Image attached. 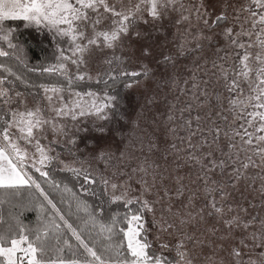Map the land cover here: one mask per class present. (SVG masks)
Here are the masks:
<instances>
[{
	"label": "snow or ice",
	"instance_id": "6c2138e0",
	"mask_svg": "<svg viewBox=\"0 0 264 264\" xmlns=\"http://www.w3.org/2000/svg\"><path fill=\"white\" fill-rule=\"evenodd\" d=\"M14 21L57 40L56 63L28 69L57 81L32 85L0 62V191L36 189L43 197L34 229L14 218L15 229L0 230V264H264V0H0V41L14 50L0 45V57L20 51ZM160 38L167 50L154 69L143 61ZM133 41L136 68L126 54ZM10 77L42 95L30 103ZM149 84V110L164 93L152 120L164 147L149 138L140 156L127 145L77 156L76 133L88 130L78 127L82 118L107 135L108 123L123 118L117 86L147 92ZM59 144L71 163L53 147ZM57 166L87 195L99 186L123 212L105 222L103 207L50 178L47 169ZM30 169L71 195L82 229ZM65 231L80 256H64L74 247Z\"/></svg>",
	"mask_w": 264,
	"mask_h": 264
},
{
	"label": "trees",
	"instance_id": "16d2710c",
	"mask_svg": "<svg viewBox=\"0 0 264 264\" xmlns=\"http://www.w3.org/2000/svg\"><path fill=\"white\" fill-rule=\"evenodd\" d=\"M10 26L14 30V43H17L20 46V51L14 52L11 57H0V62L6 63L14 72L29 81L32 85L56 83L57 77L55 75L41 73L39 71H29L28 69H39L42 66L46 67L56 63L55 55L57 40L54 39L52 34L48 33L46 30L37 32V30L33 28H25L19 21L10 22ZM0 45L4 46L5 49L10 52L14 51L12 49H7V45L3 41H0ZM17 56H19L20 59H17ZM25 65H27V67H25ZM10 79L14 80L15 86H17L18 89L20 88V91H25L26 93H31L32 95L37 93L40 95L42 94L38 87H28L19 81H15L14 77H10ZM117 91L122 97L119 105V113L122 114L123 118L118 115L113 118L108 125L121 130L128 119L129 102L126 94L128 93V90H125L122 86L118 85ZM48 171L50 178L59 183L61 189L66 185L68 188L72 189L73 192L77 193L78 196L87 200L88 204L93 208L103 207V219L105 222L108 217L116 214L117 212H123V208L106 202L107 198L101 193L99 186L96 187L97 194L95 196L87 195L81 191V181L73 176L71 172L60 171L58 167H49ZM38 182L44 188L45 192L48 193L49 198H51L53 202L57 204V207H59L65 214V218L68 219L69 223L77 229H82V222L78 219V214H76L75 200L72 199L71 195L60 190H54L48 183L45 182V178L43 177L38 179ZM28 194H33L34 205H31L28 201H26L28 207L30 209L32 208L31 210L19 203L21 201L25 203L24 198H26ZM0 197L6 201V203L0 207V215H3L5 221L3 224H0V230L7 232L9 226L15 229L16 219L14 218H18L27 229H34L38 225L39 215H37L36 211L39 210V202L43 201V197L40 196L38 190L24 189L18 194L0 191ZM62 200L63 202H61ZM102 201L105 202L102 203ZM69 203L72 205L71 208H69ZM44 215L46 216L47 214L45 213ZM79 215L82 216L83 213H80ZM82 235L86 240H88L89 230H84ZM92 237L95 239L94 231L92 232ZM62 238L69 239L74 246L72 249H65V257L80 256L82 254L83 250H78L75 247L77 242L75 241V238L71 236L70 232L65 231L62 233ZM91 242L92 241L90 240L89 243Z\"/></svg>",
	"mask_w": 264,
	"mask_h": 264
},
{
	"label": "rangeland",
	"instance_id": "374dc122",
	"mask_svg": "<svg viewBox=\"0 0 264 264\" xmlns=\"http://www.w3.org/2000/svg\"><path fill=\"white\" fill-rule=\"evenodd\" d=\"M141 27L143 28L144 26L142 25ZM153 35L155 36L157 34H153ZM162 43H163V38L157 40L155 42L156 50L154 52L153 57L143 61L145 63L150 64L154 69L158 67L156 64V59L159 58L163 54V52L167 50V48L160 47ZM139 47L140 45L135 41H133L131 47L128 50H126V54L130 57L131 66L133 68L138 67V63H139L138 58L140 57ZM15 90L20 91V88L18 89L17 86H15ZM152 91H154V86L151 84L148 85L147 92L145 91L144 88H136V87H134L131 90H128V93H126L129 102L128 119L121 130L108 125L109 128L108 134L105 136H100L95 131H93L91 118H82L78 127L86 128L88 130L76 133V135L80 137V139L77 142V145L75 146L77 150V156H79L82 159L85 157L90 158L95 151H98L101 148H111L113 152H118V150H123L126 145L136 156H140L139 147L141 141H143L146 151L149 138L159 142L161 144V147L163 148L164 147L163 131L158 125L153 124L152 120H153V114L156 113L157 110L162 112L164 109V103H163L164 93L157 94L160 103L156 107H153L151 110H149L145 105V100L147 95ZM21 92L25 93L28 96V100L30 103L33 101V95L31 93H26L25 91H21ZM169 99H171V97H169ZM142 109H143V114L141 115ZM157 118L159 119L160 117ZM137 121L139 122L138 127L136 126ZM71 124L72 122L69 121L70 132L75 131L74 128H71ZM45 143H47V141H45ZM53 147L56 149L57 152L60 153V158L62 160L71 163L73 157L69 155L67 147H65L63 144L53 145ZM153 158H157V156L154 155ZM161 163H163V161H161ZM57 167L60 169L59 166ZM60 171L62 170L60 169ZM30 174H32L37 180L41 178L39 173H36L34 169H30ZM32 195L33 194H28V196L24 198L25 203L23 201L19 203L23 204L24 207L26 208L28 207L26 201H28L29 204L34 205V200ZM27 209L30 208L28 207ZM36 213L39 216L41 215L39 210L36 211ZM152 235L154 236L155 233L153 232ZM149 238L151 239L152 236H150Z\"/></svg>",
	"mask_w": 264,
	"mask_h": 264
}]
</instances>
